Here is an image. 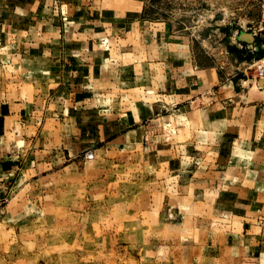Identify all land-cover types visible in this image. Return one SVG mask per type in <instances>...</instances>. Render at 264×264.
Masks as SVG:
<instances>
[{
	"label": "crops",
	"instance_id": "1",
	"mask_svg": "<svg viewBox=\"0 0 264 264\" xmlns=\"http://www.w3.org/2000/svg\"><path fill=\"white\" fill-rule=\"evenodd\" d=\"M207 36L146 0H0V195L49 152L107 141L165 164L189 202L199 236L175 259L264 264L263 48L241 34L248 60L221 55Z\"/></svg>",
	"mask_w": 264,
	"mask_h": 264
},
{
	"label": "rangeland",
	"instance_id": "2",
	"mask_svg": "<svg viewBox=\"0 0 264 264\" xmlns=\"http://www.w3.org/2000/svg\"><path fill=\"white\" fill-rule=\"evenodd\" d=\"M146 1L151 17L198 30L221 55L229 48L248 60L238 37L259 22V0ZM58 153L19 193L11 185L0 195V264H188L173 246L199 236L196 217L165 164L107 141L77 157Z\"/></svg>",
	"mask_w": 264,
	"mask_h": 264
},
{
	"label": "built area",
	"instance_id": "3",
	"mask_svg": "<svg viewBox=\"0 0 264 264\" xmlns=\"http://www.w3.org/2000/svg\"><path fill=\"white\" fill-rule=\"evenodd\" d=\"M260 5V19L257 25L253 27L246 28L243 34H250L252 36V41L257 40L260 41L263 48V55L260 59L255 61L252 64V68L255 72V81L256 84L264 89V0H259Z\"/></svg>",
	"mask_w": 264,
	"mask_h": 264
},
{
	"label": "water",
	"instance_id": "4",
	"mask_svg": "<svg viewBox=\"0 0 264 264\" xmlns=\"http://www.w3.org/2000/svg\"><path fill=\"white\" fill-rule=\"evenodd\" d=\"M242 37L245 39V40H252V36L250 34H243Z\"/></svg>",
	"mask_w": 264,
	"mask_h": 264
}]
</instances>
